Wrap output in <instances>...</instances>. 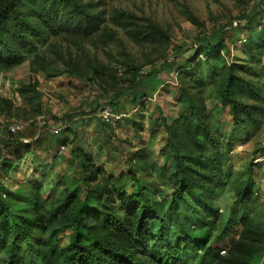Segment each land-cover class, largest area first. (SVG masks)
I'll return each instance as SVG.
<instances>
[{
	"label": "rangeland",
	"instance_id": "374dc122",
	"mask_svg": "<svg viewBox=\"0 0 264 264\" xmlns=\"http://www.w3.org/2000/svg\"><path fill=\"white\" fill-rule=\"evenodd\" d=\"M80 2L98 16V31L88 37L54 35L42 27L33 33L41 35L37 38L14 25L3 35V47L14 54L15 62L7 69L0 67V164L9 156L4 147L8 140L30 147L35 155L14 172L0 169V187L11 193L2 197L11 212L40 216L29 200L34 194L36 201L59 195L65 186L62 175L74 178L71 150L79 147L105 170L106 177L136 170L142 194L161 217L170 210L176 186L161 180L158 168L177 157L181 179L192 186L183 193L184 203L193 208V215L199 209L197 220L182 219L190 241L201 244L198 254L210 246L226 257L231 245L243 237L246 247L233 261L264 264V0ZM29 9L28 2L20 9L24 25L38 29L41 21ZM215 45L218 48L213 49ZM230 65L242 68L236 74L246 83L235 99L254 107L240 114L237 124L220 97L223 72ZM130 67L139 70L141 86L132 103L125 101L131 93L127 83L131 75L123 84L101 74L102 70L121 74ZM191 104L209 131L203 151L190 144L183 130L182 119L190 118ZM102 109L120 119L102 125L98 120ZM7 122L19 123L21 130L11 134ZM170 137L177 151L168 146ZM61 140L67 146H60ZM44 147L49 148L47 153ZM137 153L157 167L137 165L133 158ZM208 158L221 164L223 177L220 186L205 182L209 192L203 193L201 183L211 176L203 167ZM249 168L250 175L244 177L250 178L249 197L239 204L233 186L242 182L241 175ZM134 187L128 179L123 190L130 194ZM248 215L261 225L259 235H242L239 221ZM68 234L59 238L58 246L68 244ZM151 244L144 229L129 246L136 262L146 261L144 246ZM23 258L22 263L28 264ZM190 259L194 264L199 261L196 256ZM0 264L9 263L0 255Z\"/></svg>",
	"mask_w": 264,
	"mask_h": 264
},
{
	"label": "trees",
	"instance_id": "16d2710c",
	"mask_svg": "<svg viewBox=\"0 0 264 264\" xmlns=\"http://www.w3.org/2000/svg\"><path fill=\"white\" fill-rule=\"evenodd\" d=\"M26 2L30 4L28 11L41 21V24L37 22L38 29H33V25L30 24L26 26L27 23L24 25L20 9ZM97 22L98 16L90 12L88 6L82 4L80 0H0V67L4 66L1 69H7L15 62L14 58L12 59L14 54L6 52L3 47V35L13 25L20 31L25 27L26 34L29 35L44 27L54 35L88 37L98 31ZM40 36L37 33L33 37ZM246 45L250 47L251 43ZM212 47L216 49L218 45ZM205 55H208L207 50ZM238 67L225 66L223 72L225 78L223 75L220 92V97L223 103L228 105L236 124L240 114H248L254 108L235 99V95L242 92L246 85L236 74V69H242ZM91 71L94 75L97 74L94 65L91 66ZM109 71L102 70L101 74L109 76L114 82L120 80L123 84L126 83L127 76L131 75V80L127 81L131 93L125 101L132 103L141 87L137 84L139 70L130 67L121 74L118 70ZM254 93L257 94V91L255 90ZM190 112L187 121L182 119L183 130L190 144L203 151L209 138V131L193 104ZM165 130L170 134L169 127ZM168 141V146L177 151L171 137ZM8 142L4 147L8 149V155L13 158L4 157L0 164V169L6 174L14 172L28 156L34 155L30 147L19 142ZM59 144L67 146L68 143L61 140ZM211 149L214 150L212 142ZM71 155L74 159V169L70 171L74 174V178L62 175L65 186L59 195L47 199L38 197L36 201L37 197L34 194V198L32 196L29 200L31 207L36 208L40 216L29 218L12 213L8 201L2 197L11 196V193L0 187V255L9 264H23L24 256L28 264H139L129 246L144 229L152 244L144 246L143 255L146 261L141 264H194L190 259L192 256L199 259L197 264H204L209 260L215 261V264H239L233 261V257L245 249L246 243L243 237L231 245L226 257L220 256L219 250L210 246L198 254L197 247L201 244L190 241V231L182 219L184 217L190 221L197 220L199 209L195 210L193 215V208L184 203L183 193L191 190L192 186L181 179L182 166L177 157L173 159L172 164L158 168L160 179L173 187L176 186L173 199L169 203V212L159 217L149 198L142 194L144 188L136 176V170L129 169L127 173L117 178L106 177L105 170L95 166L93 159L79 147L73 148ZM34 157L31 166L35 164ZM133 158L137 165L150 169L157 167L155 163L144 162L145 156L141 153L135 154ZM217 163L211 158L204 163L203 167L209 170L208 173L212 178L211 176L205 178L203 184L201 183L203 193L207 189L205 182L214 186L221 185L222 166ZM250 173L249 168L241 175L242 182L239 181L238 185L233 186L239 204H243L249 197L250 178L245 180L244 177L249 176ZM128 179L135 185L130 194L123 190ZM203 200L204 198L200 201ZM180 207L184 208L181 212L178 211ZM121 211L125 216L119 214ZM27 213L30 214L31 210H27ZM239 224L243 229L242 235L246 237L259 235L262 232L261 225L250 215L241 218ZM67 232H69L68 244L63 247L58 246L59 238ZM206 239L203 238L202 245L206 244Z\"/></svg>",
	"mask_w": 264,
	"mask_h": 264
},
{
	"label": "built area",
	"instance_id": "2783aa9c",
	"mask_svg": "<svg viewBox=\"0 0 264 264\" xmlns=\"http://www.w3.org/2000/svg\"><path fill=\"white\" fill-rule=\"evenodd\" d=\"M120 119L119 114H114L109 112L108 109H102L98 114V120L101 122L102 125H111L115 124V121ZM8 126L7 129L11 134H15L21 130V125L17 122H7ZM223 255L224 252H221Z\"/></svg>",
	"mask_w": 264,
	"mask_h": 264
},
{
	"label": "crops",
	"instance_id": "0c3cea01",
	"mask_svg": "<svg viewBox=\"0 0 264 264\" xmlns=\"http://www.w3.org/2000/svg\"><path fill=\"white\" fill-rule=\"evenodd\" d=\"M52 141L54 142V140L52 139ZM52 145V144H51ZM44 149V150H43ZM42 151L43 152H45V153H47L48 151H49V148L47 149L46 147H44V148H42ZM32 155H30L29 157H31ZM8 158H13V157H11V156H8ZM28 158V157H27ZM27 158H26V161H24V162H22V163H20L21 165L20 166H22L23 164H26V162H27Z\"/></svg>",
	"mask_w": 264,
	"mask_h": 264
}]
</instances>
